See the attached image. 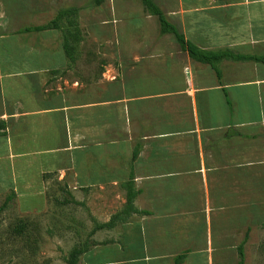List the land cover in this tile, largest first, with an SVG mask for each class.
<instances>
[{"label": "crops", "instance_id": "obj_1", "mask_svg": "<svg viewBox=\"0 0 264 264\" xmlns=\"http://www.w3.org/2000/svg\"><path fill=\"white\" fill-rule=\"evenodd\" d=\"M89 1L0 0V188L24 213L67 185L93 223L75 264L200 263L228 242L232 205L213 198L264 177V62L225 59L219 82L139 0ZM153 1L199 48L264 58V0ZM69 7L115 66L77 74L81 40L69 56L66 19L49 25Z\"/></svg>", "mask_w": 264, "mask_h": 264}, {"label": "rangeland", "instance_id": "obj_2", "mask_svg": "<svg viewBox=\"0 0 264 264\" xmlns=\"http://www.w3.org/2000/svg\"><path fill=\"white\" fill-rule=\"evenodd\" d=\"M122 2L133 4L132 0ZM93 20L84 21L89 24L87 29L91 28ZM106 25H97L95 29L109 36L112 30ZM87 29L84 27L80 31L82 39L77 48L80 63L76 70L78 75L90 78L107 64L115 66V60L110 53L103 54L104 45L99 46L100 42ZM119 35V38L123 36ZM228 184H238L244 192L239 196L214 197L211 201L212 206L226 200L229 206L232 205L233 210L229 209L227 213L229 229L224 231L228 242L212 245L210 253L199 257L201 262L197 264H238L236 247L240 242L244 246L243 264H264V177L252 184L250 195L246 181ZM67 189V185L49 184L48 206L23 213L14 199L3 204L9 192L0 188V264H69L67 258L72 250L92 244L90 230L93 223L88 211L69 199ZM228 191H233L232 187ZM214 226L225 228L218 224Z\"/></svg>", "mask_w": 264, "mask_h": 264}, {"label": "trees", "instance_id": "obj_3", "mask_svg": "<svg viewBox=\"0 0 264 264\" xmlns=\"http://www.w3.org/2000/svg\"><path fill=\"white\" fill-rule=\"evenodd\" d=\"M105 0H90L89 3L94 5H100ZM143 6V10L150 15L155 16L159 34H166L171 33L175 37L177 43L180 47L187 51L188 55L200 62L208 63L212 69L214 70L216 77L219 82H221V62L225 59H254L257 61H263L264 58H260L257 56L252 55H243V54H235L230 50L222 49V50H205L199 48L198 46L194 45L190 41H188L182 33H180L177 28L167 20L164 12L162 9L153 1V0H139ZM77 8L69 7L66 9H61L57 12L55 18L50 22L51 27L60 28V21L65 18L66 24L62 31V43L65 53L70 56L72 51L74 50L75 43H78L81 40L79 24L76 19L77 15ZM5 129V122L0 120V134H2L3 130ZM133 198L134 193L130 190L128 185L127 193H126V205L123 211H128L133 209ZM12 199L10 196H7L4 205ZM118 215H114L111 220L107 223H101L97 225L98 227H108L112 223V220L116 218ZM237 256H238V264H243L244 261V246L243 242H240L237 247ZM84 248H77L70 252L69 257L67 258V263L75 264L77 261V256L83 252ZM183 259V255H178L174 259V264H178Z\"/></svg>", "mask_w": 264, "mask_h": 264}]
</instances>
